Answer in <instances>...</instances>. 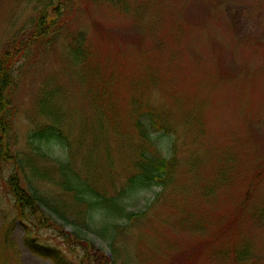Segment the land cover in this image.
<instances>
[{
    "label": "rangeland",
    "instance_id": "1",
    "mask_svg": "<svg viewBox=\"0 0 264 264\" xmlns=\"http://www.w3.org/2000/svg\"><path fill=\"white\" fill-rule=\"evenodd\" d=\"M79 1L65 4L80 8L55 29L53 44L16 57L12 151L29 152L32 123L44 121L35 110L38 91L55 83L64 91L74 169L100 193L122 195L140 170L144 143L128 116L135 95L166 120L169 130H157L147 114L140 118L155 148L176 156L175 176L165 191L154 184L123 194L125 210L97 217L98 230H106L87 235V252L71 227L23 220L15 169L0 159V264H54L33 252L32 240L61 248L71 264H264V0H110L123 6L114 12L98 0ZM47 3L0 0V52L33 29ZM83 32L88 43L80 52L90 47L93 61L76 66L70 53ZM90 86L107 117L96 120ZM47 147L62 155L59 145ZM29 179L69 215L76 211L59 188ZM127 212L146 214L131 222ZM113 225L130 228L116 236L114 255Z\"/></svg>",
    "mask_w": 264,
    "mask_h": 264
},
{
    "label": "trees",
    "instance_id": "2",
    "mask_svg": "<svg viewBox=\"0 0 264 264\" xmlns=\"http://www.w3.org/2000/svg\"><path fill=\"white\" fill-rule=\"evenodd\" d=\"M68 1L56 0V3L52 4L51 0H49V3L45 4L47 7L39 9L38 19L31 24V27L33 25V29L29 31L24 29L21 31L24 34L23 37L18 36L11 39V41H8L6 48L0 52V159L11 164V167L15 169L12 177V185L13 187L15 186L13 194L16 207L22 213L23 220L38 221L44 218L47 226H51L56 230L71 227V232L74 234L76 240L80 243L82 241L88 242L87 252H90L93 248V241L87 235H103L106 230L105 226H103L102 230H98L97 217L102 216V214L105 217H111L123 213L125 208L121 203V197L129 191L150 187L154 184L162 186L163 191H165L168 186L167 182L175 176L177 162L174 154L168 158L163 156L155 148L150 137L142 131L140 118L142 115L147 114L151 119V124L157 130H169L165 126L166 120L160 118L159 110L144 106V103L133 95L132 109L128 116L129 119L134 120V130L139 140L144 141L142 148L139 149V159L136 161L140 170L128 177L126 183L128 188L123 190L122 195L113 194L112 196H107L104 193H100L89 182V178L81 176L74 169L71 135L66 132L67 127L65 122L67 121V111L65 110L64 113V91L55 83H46L47 86L42 87L38 91L35 110L36 114L44 119V121L42 124H38L35 121L32 123L33 128L28 133L26 140L29 146V152L19 153L12 151L11 143L13 138L10 137V132L13 128L12 120L15 115L13 112L14 93L11 90L12 83L10 79L16 73V57L24 58L28 51L34 48L38 50L43 45L47 47L56 41L57 37L53 35L57 32L55 29H59L65 23V19L71 16L72 10H78L80 8V4L76 8L73 5L66 6L65 4ZM98 1L101 4H107L113 12L116 11V8H123L122 5H119L115 1ZM81 2L86 5V0H80L79 3ZM121 4L123 3L121 2ZM83 35L84 32L83 34L78 33L77 38L73 39V52L71 51L70 57L76 66H86L87 63L93 61L92 59L90 60L93 54L89 46H87L86 49L88 47L89 49L85 54L80 52V50H83V45H87L88 43ZM89 89L87 90L93 95L91 101L95 103L96 120L98 116L100 118L107 117V113L104 111L106 103H100L96 100L97 95L95 96L94 93L97 91L92 90L91 86ZM96 125L102 127L103 122L98 120ZM50 144L59 145L62 149V155L56 158L51 156L47 147ZM146 145L151 146V151H149L151 155L146 153ZM90 158L91 155H89L86 161H90ZM41 162L44 163L43 166H41ZM22 177L27 179L28 185L25 184V186H22ZM29 177L34 182L39 180L40 182L48 183L55 188H59L61 196L70 200L76 211L69 215L70 210H63L59 204L55 205L52 201L48 200L38 189H34ZM145 214L146 212L143 215L135 212H127L125 215L131 222H134L135 219L144 217ZM81 219L84 220V227L79 229ZM29 227L27 225L26 228L29 229ZM113 228L116 230V234L113 236L110 248L114 255L115 249L113 250V248L116 243V236L119 234L127 235L130 228L126 225H113ZM32 243L30 248H32L33 252L41 254L45 258L52 259L54 264H71L70 260L66 258V255L62 253L61 248L58 249L41 244L37 245L33 240Z\"/></svg>",
    "mask_w": 264,
    "mask_h": 264
}]
</instances>
